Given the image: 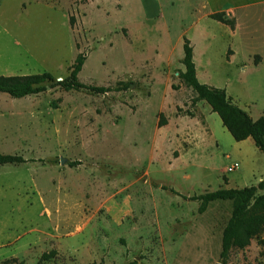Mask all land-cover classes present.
<instances>
[{"label": "rangeland", "instance_id": "374dc122", "mask_svg": "<svg viewBox=\"0 0 264 264\" xmlns=\"http://www.w3.org/2000/svg\"><path fill=\"white\" fill-rule=\"evenodd\" d=\"M222 7L221 0H0V76L60 80L80 54L79 82L109 89L57 87L26 101L0 93L1 109L26 107L35 123L46 122L33 135L49 140L46 158L65 160V190L78 200L42 209L28 174L10 187L0 177V264H264L256 240L223 263L232 203L199 212L201 203L189 200L264 178V154L251 139L234 141L180 78L187 39L197 80L224 89L253 120L264 117V6L239 15L245 40L209 18ZM223 13L236 24L235 11ZM60 137L78 138L84 155L59 156L71 150Z\"/></svg>", "mask_w": 264, "mask_h": 264}, {"label": "trees", "instance_id": "16d2710c", "mask_svg": "<svg viewBox=\"0 0 264 264\" xmlns=\"http://www.w3.org/2000/svg\"><path fill=\"white\" fill-rule=\"evenodd\" d=\"M211 20L227 25L234 29L235 21L228 20L223 12L209 15ZM72 24V20L69 21ZM184 72L180 78L196 94L199 101H204L221 121L222 126L231 135L234 141L240 142L251 139L254 146L264 154V117L253 120L244 110L233 104L226 95L224 89H218L200 83L195 75L192 47L189 40L184 39L182 45ZM85 58L77 55L67 77L57 80L49 73L32 74L24 76H0V93L7 94L14 99H20L30 95H36L48 89L61 88L62 90L79 91L86 90L96 94H105L108 88L84 85L78 80V74L82 69ZM42 163L46 165H57L58 157H51L41 160H23L18 156L1 155L0 165L9 163ZM78 161H70L68 167L78 166ZM172 191V190H171ZM264 178L256 186L244 187L241 189H218L200 196L189 198L192 201H199L201 206L199 212L213 202L229 201L232 203L231 215L225 224L221 234L220 259L224 263L228 253L233 249L243 250L252 240H256L262 249L264 256ZM46 256L43 255L42 259Z\"/></svg>", "mask_w": 264, "mask_h": 264}, {"label": "crops", "instance_id": "0c3cea01", "mask_svg": "<svg viewBox=\"0 0 264 264\" xmlns=\"http://www.w3.org/2000/svg\"><path fill=\"white\" fill-rule=\"evenodd\" d=\"M221 1L223 2L222 9H216L213 13L235 11L237 14L236 24L234 30H232V32L235 34H237L240 29L241 24L238 18L242 12L252 10V6H264V0ZM235 38H242L241 40H245L240 34H237ZM26 100L27 98L24 97L20 98L18 101ZM32 113L30 112L29 114L27 108L22 106L18 108L11 107V109L0 108L1 155L18 156L25 161L46 158L45 155L47 153H45V151L49 150V140L42 136L33 135V126L37 125L40 127V129L45 128L46 130V122L43 120L41 123H35L37 121L33 120ZM41 116H43V114H41ZM57 141L58 144L61 143V145L62 143H66L68 148L71 149L67 153H62L59 151L57 153L59 156L68 155L70 158L79 159L81 158L80 156L84 155V147L78 138L60 137ZM23 174H28L30 178L29 183L33 189L32 196L37 199L40 204V208L49 209L51 206L61 207L66 205L65 203H67L70 207L77 206L76 203L78 200L77 198L73 199L74 192L71 190L72 188L68 185V188L70 189L65 190V175L67 173L66 170L63 169L62 164L54 166L38 163H9L0 165V177L3 179V181L6 180V186L9 184L7 187H10L12 183L16 182V177H19ZM71 194H73V197L70 198V196H72Z\"/></svg>", "mask_w": 264, "mask_h": 264}, {"label": "water", "instance_id": "95a60500", "mask_svg": "<svg viewBox=\"0 0 264 264\" xmlns=\"http://www.w3.org/2000/svg\"><path fill=\"white\" fill-rule=\"evenodd\" d=\"M59 163H60V164H63V163H64V160H63V159H60V160H59Z\"/></svg>", "mask_w": 264, "mask_h": 264}]
</instances>
